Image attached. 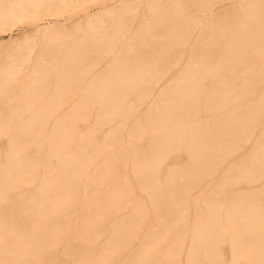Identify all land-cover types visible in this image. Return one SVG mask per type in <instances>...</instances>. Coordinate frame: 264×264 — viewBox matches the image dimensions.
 I'll return each instance as SVG.
<instances>
[{
	"label": "bare ground",
	"instance_id": "bare-ground-1",
	"mask_svg": "<svg viewBox=\"0 0 264 264\" xmlns=\"http://www.w3.org/2000/svg\"><path fill=\"white\" fill-rule=\"evenodd\" d=\"M17 22L0 264H264V0H0Z\"/></svg>",
	"mask_w": 264,
	"mask_h": 264
},
{
	"label": "rangeland",
	"instance_id": "rangeland-1",
	"mask_svg": "<svg viewBox=\"0 0 264 264\" xmlns=\"http://www.w3.org/2000/svg\"><path fill=\"white\" fill-rule=\"evenodd\" d=\"M73 16L77 17L78 14H74ZM52 17L53 16H50V15H44L41 17L42 20H39V21L46 23L47 21L52 20L54 18ZM28 29H29V25H27L26 22H17L11 25L10 27H7L5 31H0V38H2V40H6L8 39V36L16 37L20 35L21 33H23L24 31H27Z\"/></svg>",
	"mask_w": 264,
	"mask_h": 264
}]
</instances>
